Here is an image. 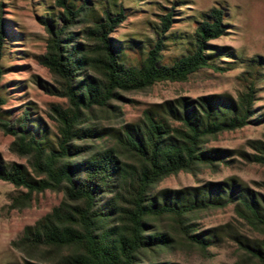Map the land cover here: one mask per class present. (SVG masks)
I'll list each match as a JSON object with an SVG mask.
<instances>
[{"label":"trees","instance_id":"obj_1","mask_svg":"<svg viewBox=\"0 0 264 264\" xmlns=\"http://www.w3.org/2000/svg\"><path fill=\"white\" fill-rule=\"evenodd\" d=\"M3 4L0 0V78L8 38ZM56 6L58 14L38 20L48 34L40 63L58 85L56 94L66 99L65 106L51 108L58 134L53 141L30 126L28 112L13 118L3 110L0 93V129L14 137L11 151L31 169L6 165L0 156V180L26 190L11 198L13 209L31 207L47 191L62 193L63 200L27 227L13 247L26 264H172L176 251L205 255L216 235L198 233L195 223L239 196L234 181L173 194L158 188L181 172L197 176L229 164L225 152L209 144L258 122L251 118L263 62L253 60L238 104L181 98L153 105L140 122L128 125L121 105L126 94L185 83L202 70L229 69L218 63L234 54L211 44L228 33V9L218 3L198 15L194 32L183 36L180 56L165 60L174 9L161 16L157 38L145 42L113 37L130 11L114 1L56 0ZM259 149L264 153V145ZM253 158L264 165V155ZM242 192L238 212L264 236V206L249 190ZM240 244L238 264H264V242Z\"/></svg>","mask_w":264,"mask_h":264},{"label":"rangeland","instance_id":"obj_2","mask_svg":"<svg viewBox=\"0 0 264 264\" xmlns=\"http://www.w3.org/2000/svg\"><path fill=\"white\" fill-rule=\"evenodd\" d=\"M104 2L105 0H92ZM130 10L126 22L113 35L118 40H155L160 32L161 16L174 9L171 30L166 33L178 38L165 41L168 45L163 54L165 60L182 53L186 39L192 34L195 19L218 3L228 9V33L213 41L212 46L234 54L223 55L218 63L227 71L202 70L185 83H159L151 89L125 95L121 102L126 124L140 122L144 111L153 105L174 102L181 98H219L225 105L238 104L247 80L252 72L253 60L263 62L260 72L264 74V0H108ZM3 17L7 20V45L2 62L0 93L6 99L3 110L10 111L15 119L29 113L30 126L55 141L57 126L51 119L52 106L66 105V99L55 91L59 89L49 70L41 65L40 57L46 53L48 34L38 18L49 13H59L56 0H3ZM52 9V10H51ZM50 16V15H49ZM231 64V65H230ZM254 68V67H253ZM256 115L242 129L225 132L209 144V149L225 152L229 164L219 170H205L193 176L181 172L164 180L158 192L173 193L203 188L208 184L234 181L236 193L244 195L247 189L264 206V165L254 161L255 155H264V77L257 84ZM14 137L0 129V156L6 165L28 161L11 151ZM31 171V169L29 168ZM23 188L0 180V264H26L25 256L12 243L22 237L25 229L34 226L63 200L62 193L47 191L38 195L33 205L23 210L11 208V198L24 193ZM229 200L223 208L205 212L196 223L198 233L216 235L205 255L197 251H176L169 261L172 264H238L240 243L263 244L264 236L254 230L238 212L241 197ZM213 231V232H211ZM212 239V238H211Z\"/></svg>","mask_w":264,"mask_h":264}]
</instances>
